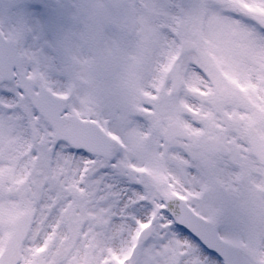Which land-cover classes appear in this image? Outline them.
<instances>
[{"label":"snow or ice","instance_id":"1","mask_svg":"<svg viewBox=\"0 0 264 264\" xmlns=\"http://www.w3.org/2000/svg\"><path fill=\"white\" fill-rule=\"evenodd\" d=\"M0 264H264V0H0Z\"/></svg>","mask_w":264,"mask_h":264}]
</instances>
